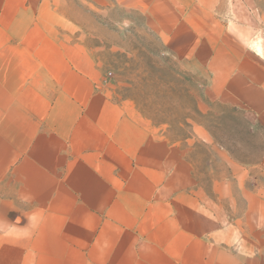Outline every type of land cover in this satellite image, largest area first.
I'll use <instances>...</instances> for the list:
<instances>
[{"label":"crops","instance_id":"crops-1","mask_svg":"<svg viewBox=\"0 0 264 264\" xmlns=\"http://www.w3.org/2000/svg\"><path fill=\"white\" fill-rule=\"evenodd\" d=\"M118 1L125 16L139 11L173 57L206 76L207 95L249 115L264 136L263 15L251 1ZM16 2L0 0V264H264V186L246 193L236 220H196L194 212V220H147L144 208L125 201L116 215L117 191H163V179L148 178L162 175L173 145L148 137L145 121L83 103L78 91L91 84L81 71L98 63L96 49L82 44L69 57L65 43L53 41L44 57L21 56L30 19ZM69 17L51 13L50 34L100 31L82 15ZM98 43V35L85 42ZM132 177L145 187L117 182Z\"/></svg>","mask_w":264,"mask_h":264},{"label":"rangeland","instance_id":"rangeland-1","mask_svg":"<svg viewBox=\"0 0 264 264\" xmlns=\"http://www.w3.org/2000/svg\"><path fill=\"white\" fill-rule=\"evenodd\" d=\"M16 1L21 16L26 12L30 19L28 32H21V56L31 52L32 57H44L53 41L59 46L64 42L69 57L82 44L96 49L98 63H85L81 71L84 76L88 73L91 84L89 90L78 91L83 103L106 107L121 121H145L148 137L164 139L165 149L173 145L174 153L162 162V175L148 178L154 185L163 179L164 188L159 185L163 191H117L118 217L123 216L124 201L136 211L144 208L141 217L147 220H194L193 212L196 220H236L243 214L246 193L264 186V160L255 159L263 155L264 136L252 127L249 115L207 95L206 76L173 57L148 30L138 10L125 16L118 0H5V5ZM249 1L263 15L257 34L264 39V0ZM51 13L82 15L100 31L91 34L60 27L54 36L48 28ZM97 35L100 48L85 44ZM31 40L35 44L25 48ZM118 181L145 187L144 178ZM141 196L144 202L139 203Z\"/></svg>","mask_w":264,"mask_h":264}]
</instances>
